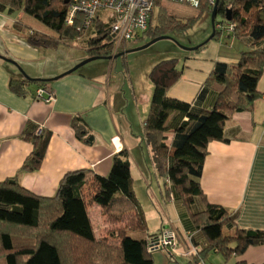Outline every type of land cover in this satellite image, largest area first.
Masks as SVG:
<instances>
[{
  "label": "trees",
  "instance_id": "1",
  "mask_svg": "<svg viewBox=\"0 0 264 264\" xmlns=\"http://www.w3.org/2000/svg\"><path fill=\"white\" fill-rule=\"evenodd\" d=\"M72 1L0 0V12L22 13L12 27L32 47L56 48L60 43L68 46L80 35L87 57L111 56L112 35L108 24L97 14L86 28L81 26L78 17L72 24L65 22ZM214 2L198 0L196 7L177 3L189 6L194 10L191 14L168 11L163 7L164 2L156 0L148 27L136 40L184 32L204 14L211 13ZM153 12L157 13L154 26L151 25ZM28 17L47 29L31 28L27 24ZM216 22L231 25L226 35L243 43L246 49L240 51L234 63L215 61L193 101L168 95L169 88L181 75L177 58L159 60L148 72L152 93L143 135L150 145L156 174L177 190L189 208L195 198L203 197L199 178L207 144L211 140L227 141L223 128L230 113L249 109L260 95L257 82L264 66V0H217L214 24ZM221 32L215 29L211 39H216ZM127 43L123 42L115 55L125 51ZM125 54L119 56L124 65ZM29 86L47 88V81L24 77L9 79V88L16 94L25 95L31 90ZM211 88L217 91L213 104L201 105ZM33 96L37 99L35 91ZM71 126L77 138L93 143V135L81 114L72 117ZM50 134L33 124L27 125L21 137L29 140L33 149L21 170H35L40 166ZM129 166L127 155L121 150L112 156L106 175L88 168L67 171L51 196L32 193L20 185L16 176L0 181V264H153V253L148 252L147 244L149 238L159 232H146L145 213L133 188ZM85 190L90 201L112 220L120 219L125 212L132 213L134 221L127 228L112 233L119 239L117 248L95 236ZM191 217L195 228L205 237L204 245L199 247L194 234L191 236V243L198 250L197 260H204L208 253L226 260L243 254L250 246L264 243V230L235 227V214L220 205L206 202L203 210L192 211ZM138 230L144 231L146 236L130 235ZM172 258L168 260L175 261ZM234 264L247 263L238 260Z\"/></svg>",
  "mask_w": 264,
  "mask_h": 264
},
{
  "label": "crops",
  "instance_id": "2",
  "mask_svg": "<svg viewBox=\"0 0 264 264\" xmlns=\"http://www.w3.org/2000/svg\"><path fill=\"white\" fill-rule=\"evenodd\" d=\"M21 15V12H0V181L16 176L25 189L36 195L51 196L67 171L88 168L106 175L112 156L124 150L134 190L136 182L146 186L164 229L172 226L181 236L194 234L195 242L199 247L203 246L205 237L195 228L191 212L203 210L209 202L234 213L235 227L264 230V66L257 82L259 97L249 109L230 113L224 122L223 134L227 141L211 140L207 144L199 178L203 197L195 198L189 208L177 190L166 185L156 174L151 148L143 135L152 93L148 72L158 61L137 68L136 79L129 63V68L110 76L109 71L105 73L106 67L115 59L99 58L101 62L86 64L82 71L77 69L47 81L46 89L52 94V100L48 102L34 98V86H29L31 90L25 95L16 94L9 88V79L24 76L15 64L1 56L15 61L31 78H54L87 57L86 53L71 54L67 50H61L62 55L57 57L60 46L68 48L65 45L56 48L30 46L12 27ZM225 38L230 37L223 31L182 60L177 59L181 75L169 88L170 97L193 101L211 74L215 61L234 63L238 60L243 49L236 51L232 46L222 49L227 44ZM235 41L239 42L234 40L233 43ZM216 95L215 88L209 89L201 105H212ZM76 114L82 115L93 135L92 144L77 138L71 126V119ZM29 124L51 134L40 166L35 170H21L33 149L32 143L21 137ZM151 174L156 192L150 189ZM93 205L95 210L100 209ZM142 207L147 221L146 206L143 204ZM87 211L93 227L90 209ZM93 231L95 233L94 228ZM146 232L151 233L148 227ZM95 236L98 237L96 233ZM238 260L264 264V243L250 246L243 254L226 260L218 254L208 253L203 261L205 264H234ZM183 262L194 264L188 259Z\"/></svg>",
  "mask_w": 264,
  "mask_h": 264
},
{
  "label": "rangeland",
  "instance_id": "3",
  "mask_svg": "<svg viewBox=\"0 0 264 264\" xmlns=\"http://www.w3.org/2000/svg\"><path fill=\"white\" fill-rule=\"evenodd\" d=\"M162 4H164L163 7L166 6L165 8L171 12L172 11H174V12L179 11L180 13L194 14V10H192L187 5H181V4H177L174 2H164ZM155 11L156 10H154V12ZM154 12H153V15L151 18V25L152 26H154L156 23L157 13H154ZM176 14H178V13H176ZM28 18L29 19L27 20V24L31 28H33L35 30H41V31H43L44 29H47L42 24H40L38 21H36L35 19L30 18V17H28ZM211 32H212V25H211L210 13L207 15L204 14L200 20H198L192 27L188 28L186 31H184V32H173L169 35V38L160 39V40L154 42L153 44H151L150 46H148L147 48L141 49L139 51H133V52H130L129 54H126L125 55L126 67L129 68V65H128V63H129L130 68H132V70H133L132 74L137 79L138 78V75H136L137 68H139V67L141 68L142 66L145 67V65H147L149 62L151 63L152 61H156V60L159 61V60L166 59V58H177L179 60H182L184 58V56H186L188 53L192 52L190 50L185 49V47H193V46H196L197 44L203 42L204 40H206L210 36ZM83 40L84 39H82V36L78 35V36L73 38L71 43H69L70 45H68L67 49H66V47L60 46L59 47L60 52L57 53V55H58L57 57H60L62 55L61 50H67L68 53H71V54L72 53H79V54L84 53L85 54V52L82 51L83 50L82 47H83V43H84ZM221 40H223V36L221 37ZM148 41H149V38L146 37V38H143L140 40L130 41L126 45H128V48H134V47H138L142 44H145ZM225 42L227 43L226 44L227 46L223 45L222 49L230 48L231 46L233 47V49H236V51H238L239 49H245L244 48L245 45H243V43H239V42L236 43V41H235V43H233L234 39L225 38ZM65 44L60 43L59 45H65ZM65 46H67V44ZM80 49H82V50H80ZM101 61L102 60H99V59L89 61L90 63L89 62L85 63L84 65L80 66L78 69L82 71L85 68L83 66H85L86 64H95V63L97 64L98 62H101ZM122 62L123 61H122L121 57L116 58L114 60V62H112L111 64H107L105 73L107 74V72L109 71L110 76H113L116 73V71L122 72L123 70H125V65ZM153 177L154 176L152 175V177L150 178V180H151L150 189L152 188L153 191H155L156 185H155V180L153 179ZM135 190H136V195H137L141 205L144 204L146 206V209H147V215L146 216H147L148 230L151 233H156L157 231H159L163 227H162V223L160 222V218L158 217V215L156 214V212L154 210V204L148 195L149 192H148L146 186H144L141 182H136ZM85 192H87V190H85ZM88 192H89V189H88ZM87 193L86 194L84 193V194L87 196L85 198L87 201V206L90 209V215L92 218L93 228L95 230L96 235L98 236V238L105 240L111 246H114V248H117L119 245V239L117 236L114 237V235L112 233L113 232L117 233V231L119 229L127 228V226L129 224H131V222L134 221V219H132V213L125 212L120 217V219L112 220L111 218H109L105 214V212H103V210L101 208L97 209V210L92 208V206L95 207V205H93V203L90 201V197H88L89 193L88 194ZM159 233H160V231H159ZM130 235L135 237V238H141V237H144L146 234L144 231L138 230V231L131 232ZM165 253L166 252L164 250L154 252L152 254L153 264H168V263H170V264H185L183 261L186 260V258L182 257V256H175V258H176L175 261L168 262V258L165 255Z\"/></svg>",
  "mask_w": 264,
  "mask_h": 264
},
{
  "label": "built area",
  "instance_id": "4",
  "mask_svg": "<svg viewBox=\"0 0 264 264\" xmlns=\"http://www.w3.org/2000/svg\"><path fill=\"white\" fill-rule=\"evenodd\" d=\"M156 0H73L65 16V22L72 24L78 17L81 26L90 25L96 14L102 22L107 23L112 35L113 48L111 56L115 55L123 42H130L147 29L150 13ZM162 2L186 3L192 7L198 5V0H159ZM214 28L228 32L232 28L229 24L216 22ZM37 99L48 102L52 94L46 88L35 90ZM191 233L180 236L174 227L162 229L156 236L149 238L147 250L150 253L164 250L170 256H182L194 264H205L197 260L198 250L191 243Z\"/></svg>",
  "mask_w": 264,
  "mask_h": 264
},
{
  "label": "water",
  "instance_id": "5",
  "mask_svg": "<svg viewBox=\"0 0 264 264\" xmlns=\"http://www.w3.org/2000/svg\"><path fill=\"white\" fill-rule=\"evenodd\" d=\"M216 4H217V0H215L214 4H213V7H212V10H211V13H210V18H211V25H212V32L210 34V36L204 40L203 42L197 44L196 46H193V47H185V49L187 50H196L197 48H199L200 46H202L203 44H205L206 42H208L212 36L214 35V18H215V15H216ZM227 19H229V16L227 15ZM165 38H169V35H162V36H158V37H154L152 39H150L148 42H146L145 44H142L138 47H134V48H130V49H127L119 54H116V55H113V56H109L107 57V59H110V60H113V59H116L118 58L120 55L122 54H125V53H130V52H133V51H139L141 49H144V48H147L148 46H150L151 44H153L154 42L160 40V39H165ZM3 59H6L7 61L15 64L17 66V68L20 70V72L23 74L24 78H27V79H40V80H44V81H50V80H53V79H57L65 74H69L75 70H77L80 66L84 65L85 63H88L89 61H92V60H95V59H99L100 57L99 56H90V57H86L84 59H82L81 61H79L78 63H76L75 65H73L70 69L66 70L65 72H63L62 74L58 75V76H55L54 78H31L30 76H28L23 70H21V68L17 65V63L15 61H12L10 59H7L3 56H1Z\"/></svg>",
  "mask_w": 264,
  "mask_h": 264
}]
</instances>
